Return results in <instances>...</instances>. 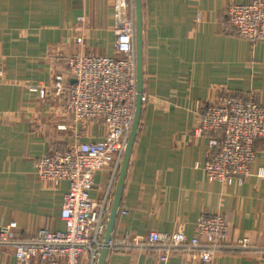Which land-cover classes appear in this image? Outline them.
I'll list each match as a JSON object with an SVG mask.
<instances>
[{
	"label": "crops",
	"instance_id": "crops-1",
	"mask_svg": "<svg viewBox=\"0 0 264 264\" xmlns=\"http://www.w3.org/2000/svg\"><path fill=\"white\" fill-rule=\"evenodd\" d=\"M250 1L142 0L144 103L113 240L176 231L192 237L208 214L225 218L233 241L264 248V178L257 175L264 138L254 142L251 176L227 186L208 181L206 139L195 135L207 106L224 94L264 107V42L251 44L228 26L229 5ZM113 27V0H0V229L16 224L20 238L65 231L60 213L69 184L40 180L35 163L51 150L102 142L107 128L75 124L65 97L40 99L26 87L50 88L74 55L119 57ZM121 168L115 161L97 172L90 193L107 202L106 231ZM0 264H18L12 246H0ZM105 264L191 263L132 249L108 253ZM214 264H264V256L224 255Z\"/></svg>",
	"mask_w": 264,
	"mask_h": 264
},
{
	"label": "built area",
	"instance_id": "built-area-1",
	"mask_svg": "<svg viewBox=\"0 0 264 264\" xmlns=\"http://www.w3.org/2000/svg\"><path fill=\"white\" fill-rule=\"evenodd\" d=\"M113 6L119 57L74 55L64 59L65 71L55 76L50 88L26 87L40 99L49 94L65 97L67 114L75 124L103 122L107 133L102 142H81L65 151L51 150L36 161L40 180L69 184L60 213L65 231L44 229L20 238L15 234L16 224L2 227L0 246H12L18 264L99 263L107 226V202H95L90 193L97 172L115 161L117 167L123 162L138 96L135 1L113 0ZM227 14L232 35L251 44L264 42V0L233 3ZM77 41L81 43V39ZM195 135L206 139L204 171L208 181L227 186L237 182L242 186L251 176L257 158L254 142L264 138V107L254 97L224 94L207 106ZM257 175L264 178V168L258 169ZM107 248L108 253L137 249L156 254L164 263L173 257H182L191 264H214L224 255L251 252L264 256V248L252 246L246 238L233 241L225 218L208 214L197 220L192 237L182 231L151 232L132 242L112 239Z\"/></svg>",
	"mask_w": 264,
	"mask_h": 264
},
{
	"label": "water",
	"instance_id": "water-1",
	"mask_svg": "<svg viewBox=\"0 0 264 264\" xmlns=\"http://www.w3.org/2000/svg\"><path fill=\"white\" fill-rule=\"evenodd\" d=\"M135 1V49H136V63H137V104H136V116L133 124L132 131L127 144V149L124 154L121 173L118 181V187L116 192L115 201L111 211V215L108 222V227L104 239V248L101 252V256L98 264H105L106 257L108 255V243L112 240V232L114 224L117 218L118 209L120 205L122 189L124 185V179L129 166L134 142L138 133L140 119L143 108V96H144V76H143V10L142 0Z\"/></svg>",
	"mask_w": 264,
	"mask_h": 264
}]
</instances>
